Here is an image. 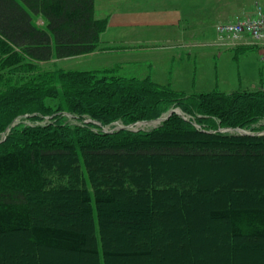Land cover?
I'll return each mask as SVG.
<instances>
[{
    "label": "trees",
    "instance_id": "trees-1",
    "mask_svg": "<svg viewBox=\"0 0 264 264\" xmlns=\"http://www.w3.org/2000/svg\"><path fill=\"white\" fill-rule=\"evenodd\" d=\"M93 7L94 0H0V55H7L0 59V132L19 115L37 113L41 120L49 117L48 123L36 127L14 126L0 152V247L12 242L10 238L21 236L29 255L28 264H70L61 257L45 255L47 252L88 255L92 264L151 255L146 249L112 250L105 229L151 231L152 211L166 201L161 196L173 197L180 205L175 212L184 214L183 197L199 178H167L166 166L159 161L162 157L224 159L238 154L264 159V134L211 131L223 127L263 132L264 124L257 125L264 117V93L260 91L188 95L170 86H159L149 77L128 80L68 71L34 80V88L37 90L39 84L41 92L35 95L28 88L13 85L9 71H1L20 64L23 56L30 61L46 62L105 49L98 41L104 22L94 17ZM33 16L42 17L45 27H37ZM55 79L67 96L62 104L50 99L59 94ZM51 85L55 90L49 96L44 88ZM175 108L188 118L172 113L149 131L119 129L105 133L91 122L102 127L115 122L127 126L155 120ZM63 114L70 115L78 124L70 125ZM86 119L91 121L84 122ZM199 145L202 151L196 149ZM122 158L150 161L144 165L136 163L137 167L129 173L124 168L108 172L97 169L107 160ZM154 159L162 176L155 174ZM237 186L226 181L224 187L231 195L233 189H239ZM217 187L220 190L223 185ZM254 187L264 190V181ZM117 191L132 201L114 207L112 196ZM69 195L74 196L77 205L66 204L69 200L64 202L62 198ZM48 201V206L41 205ZM207 216L226 225L228 264L234 263L232 256L236 253L231 244L264 242V202L238 199L233 203L229 197L219 207L210 208ZM75 221H79L78 228L72 225ZM190 255L192 250L186 252L188 263L194 260ZM0 258H4L0 264H7L3 255Z\"/></svg>",
    "mask_w": 264,
    "mask_h": 264
},
{
    "label": "rangeland",
    "instance_id": "rangeland-1",
    "mask_svg": "<svg viewBox=\"0 0 264 264\" xmlns=\"http://www.w3.org/2000/svg\"><path fill=\"white\" fill-rule=\"evenodd\" d=\"M256 4L264 13V0H94V17L104 22V28L98 34V41L101 46H107L105 50L46 62L30 61L21 55L24 59L22 58L20 64L7 66L1 71H9L13 85L28 88V92L34 91L35 95V92H41L39 84L36 85L37 90L34 88V80L45 76L57 77L60 73L68 71L90 72L99 77L111 76L128 80L149 77L159 86H170L188 95L206 94L211 91L225 94L257 91L264 81V64L260 62L257 50H230L211 44L215 39V25L225 21L227 15L222 13L226 7L231 16L243 15L251 12ZM32 20L39 28L46 25L40 16H33ZM13 52L19 53V50L13 49ZM6 57L7 55H0V59ZM53 82L59 87L56 89L59 94L50 99L62 104L67 96L64 95L57 79ZM44 90L51 96L55 88L51 85ZM177 110L179 115L188 118ZM63 116L70 125L78 124L70 115ZM16 119L4 136L2 133L5 130L0 132V141L11 134V129L16 128L14 126L21 124L24 127H36L48 123L49 117L41 120L37 113H26ZM257 123L264 124V117ZM113 124L114 127L120 125ZM157 125V122L136 123L129 130L149 131ZM24 127L21 129H25ZM219 128L211 131L218 132ZM223 131L221 133L229 134ZM4 140L0 142V152L4 150V147H1L5 143ZM199 146L196 149L202 151L203 147ZM128 149L131 150V146ZM149 161L148 158H122L120 161L110 159L97 169L108 172L112 168H124V171L129 173V170L137 167L136 163L144 165ZM159 161L160 165L166 166L164 175L173 181L176 178L190 179L195 175L199 178L197 184H190L188 190L186 189L187 195L183 197L182 202L185 204V212H175L180 205L173 197L161 196V199L166 201L161 206L154 207L151 231L141 228L123 231H120V227L116 230L106 228V240L108 245L113 246L112 250L128 252L146 249L151 252V255L145 258H116L110 264H228L230 260L227 259L226 253V225L222 221L209 219L207 211L219 207L221 201L225 202L229 197L233 203L238 199L239 202H264V190H256L254 187L264 181V159L245 158L236 154V157L224 159L162 157ZM152 165L156 176H162L155 159ZM127 166L130 168H126ZM81 167L83 168V163ZM226 181L238 185L239 189H233L234 194H228L224 187ZM218 184L223 185L220 190ZM215 189H218V192L215 193ZM118 192L112 196L115 200L114 207L132 201L125 194ZM62 199L65 203L69 200L66 204L77 205L72 195ZM46 204H50V201L41 203L48 206ZM78 224L79 221L72 222L77 228ZM82 230L86 232L85 228ZM182 234H186L185 237H182ZM113 236H118V239ZM16 237L10 238L12 242L0 247V255L5 257L7 264H28L29 255L23 248L24 242L21 236ZM232 245L236 250L232 256L233 264H264V242H237L230 246ZM191 250L193 255L190 257L194 260L188 263L186 252ZM50 254L55 258L61 257L59 259H64L65 263L69 261L70 264H92V258L84 254L47 252L45 255Z\"/></svg>",
    "mask_w": 264,
    "mask_h": 264
},
{
    "label": "built area",
    "instance_id": "built-area-1",
    "mask_svg": "<svg viewBox=\"0 0 264 264\" xmlns=\"http://www.w3.org/2000/svg\"><path fill=\"white\" fill-rule=\"evenodd\" d=\"M213 44L222 48L256 47L260 62L264 64V15L257 9L252 14L237 15L228 22L217 24ZM260 90L264 93V85Z\"/></svg>",
    "mask_w": 264,
    "mask_h": 264
},
{
    "label": "crops",
    "instance_id": "crops-1",
    "mask_svg": "<svg viewBox=\"0 0 264 264\" xmlns=\"http://www.w3.org/2000/svg\"><path fill=\"white\" fill-rule=\"evenodd\" d=\"M227 9V7L224 9L225 11L222 13V14H225V15H227L224 19H225V21H228L232 16H231V14L229 13V11L228 10H226ZM235 15V14H234ZM97 19V18H96ZM99 20V19H98ZM103 21V20H102ZM103 46V45H102ZM105 49L107 48V46H103ZM105 49H103V50H105ZM177 91V90H176ZM234 93V92H233ZM221 94H223V95H226L225 93H221ZM229 94H231V93H229Z\"/></svg>",
    "mask_w": 264,
    "mask_h": 264
},
{
    "label": "water",
    "instance_id": "water-1",
    "mask_svg": "<svg viewBox=\"0 0 264 264\" xmlns=\"http://www.w3.org/2000/svg\"><path fill=\"white\" fill-rule=\"evenodd\" d=\"M172 112H176V110H172V111H170L165 117H163V118H159V119H157V120H155V121H153V122H157V123H159V122H161V121L166 120V119L168 118V116H169ZM141 123H144V122H141ZM124 129H129V127L127 126V127H125Z\"/></svg>",
    "mask_w": 264,
    "mask_h": 264
},
{
    "label": "bare ground",
    "instance_id": "bare-ground-1",
    "mask_svg": "<svg viewBox=\"0 0 264 264\" xmlns=\"http://www.w3.org/2000/svg\"><path fill=\"white\" fill-rule=\"evenodd\" d=\"M42 166H44V165H42ZM37 254V253H36ZM37 260V259H36ZM38 263V262H37Z\"/></svg>",
    "mask_w": 264,
    "mask_h": 264
}]
</instances>
